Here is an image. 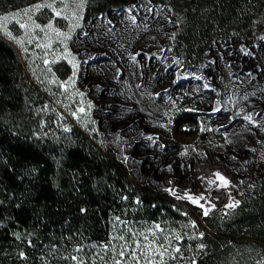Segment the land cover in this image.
I'll use <instances>...</instances> for the list:
<instances>
[{"label":"trees","instance_id":"16d2710c","mask_svg":"<svg viewBox=\"0 0 264 264\" xmlns=\"http://www.w3.org/2000/svg\"><path fill=\"white\" fill-rule=\"evenodd\" d=\"M31 1L0 0V13ZM137 1L88 0L84 17ZM150 1L171 8L174 48L189 63L212 40L264 34V0ZM54 70L65 80L72 67L62 62ZM62 93L0 38V264H145L146 255L149 264L264 262V179L233 209L203 215L187 200L136 183ZM174 127L208 139L199 113L177 110Z\"/></svg>","mask_w":264,"mask_h":264},{"label":"crops","instance_id":"0c3cea01","mask_svg":"<svg viewBox=\"0 0 264 264\" xmlns=\"http://www.w3.org/2000/svg\"><path fill=\"white\" fill-rule=\"evenodd\" d=\"M177 28L169 6L138 0L92 15L72 42L79 57L80 91L97 111L93 115L103 127L100 137L118 141L121 133L143 140L150 126L161 125L169 111L191 101L186 111L199 113L200 125L214 127L212 138L230 146L226 158L262 168L264 34L252 41L241 36L212 40L198 63H189L175 51ZM136 109L140 116L122 122L132 126L143 115L144 126L136 132L125 131L121 123L113 127L105 118Z\"/></svg>","mask_w":264,"mask_h":264},{"label":"rangeland","instance_id":"374dc122","mask_svg":"<svg viewBox=\"0 0 264 264\" xmlns=\"http://www.w3.org/2000/svg\"><path fill=\"white\" fill-rule=\"evenodd\" d=\"M50 3H54L55 7L64 13V16H55V13L48 7H43L39 10L33 8L34 5H47ZM81 3L83 7H80ZM87 3L88 0H63V3L61 0H32L2 12L0 13V38L11 43L16 48L20 58L25 63L26 69L31 71L38 80L55 90L57 87L61 89L65 106L72 111L74 117L88 125H93L102 136L103 131L101 130L103 127L96 124L97 119L93 115L97 111L94 110L93 112L89 108L87 93L84 94L80 91L79 72L77 69L79 57L72 46V42L78 38L80 31L85 29L87 21L90 20V18L85 19L84 17ZM64 4H67L68 7L65 8ZM25 10H28L27 13H25ZM73 12L77 14L79 19L71 15ZM49 21H52V28L46 27ZM21 23L26 24L27 27H20ZM35 24H39L41 27L37 28L34 26ZM60 33H65L67 36ZM73 59L76 64L75 69H72L67 79H61L54 70L55 65L62 62L70 64L69 60ZM45 60L48 61L47 64ZM70 65L72 66V64ZM73 71H75L74 76ZM70 77L71 82H69ZM189 102L183 105L184 108L169 111L161 125L150 126L149 135L143 140H136L133 135L131 139H127L126 137L131 135H121V133L117 135L118 138H121L117 139L118 141H109L105 137V140L102 138L101 140L112 150L117 159L126 165L130 177L136 183L148 186L177 201L187 200L188 203L198 207L202 214L205 215L207 195L210 193L211 198L214 189L211 191L213 186L208 183V177H205V175L199 176L200 170H210L207 167L204 168V166H209L214 170L215 165L222 163L225 171H227L226 174L233 172L230 180H235L236 183H228L226 186L228 189L231 188L233 190L235 200L238 202L241 194L249 185L263 180L264 172L261 171H264V166L262 168H254L244 164L246 165L244 167L237 164L233 158H226L224 154L227 149L226 153H229L231 148L228 144L224 145L220 139L219 141L218 138H212L216 136L213 126L208 127L204 123L203 125L201 124L202 128L199 131H208V139L204 142L198 136L200 133L193 135L179 133L172 124V120L174 122V114L177 110H186L193 106L191 101ZM81 108L84 111H80ZM50 112L49 117H52ZM136 114L140 116V110L136 109L125 116L123 114L115 117L106 115L105 118L109 125L114 127L121 123V127L131 133L133 130L136 132L138 128L144 126V116L142 115L139 123H134L132 126H125L126 124H122V122L127 121ZM203 127H207L206 130H203ZM242 160H245L244 162L248 160L254 162V159L241 158H239L238 162ZM179 189V192H183L182 190L184 189H190L195 194L194 197L199 198L200 203H192L188 198L191 194H185L184 196L175 194V191ZM227 195L228 197L222 200L214 210H230L234 208L227 207V205L233 203L230 193ZM200 205H203V207ZM208 210L207 214L214 211Z\"/></svg>","mask_w":264,"mask_h":264},{"label":"snow or ice","instance_id":"6c2138e0","mask_svg":"<svg viewBox=\"0 0 264 264\" xmlns=\"http://www.w3.org/2000/svg\"><path fill=\"white\" fill-rule=\"evenodd\" d=\"M61 2L63 3V0H61ZM43 7H48V8H50V9L55 13V16H57V17H59V16H64V13H63L61 10H58V9L55 7V4H54V3H50V4H47V5H45V4H38V5H34V6H33V8L36 9V10H39L40 8H43ZM64 7L66 8V7H68V5H67V4H64ZM80 7H83V4H82V3L80 4ZM27 11H28V10H25V13H27ZM71 15H72V16H76L77 19H79V17L77 16V14H76L75 12H73ZM65 18H70V17H65ZM29 19H31V17H29ZM34 26L37 27V28L41 27V25H39V24H35ZM20 27L24 28V27H27V25L24 24V23H21V24H20ZM46 27H48V28H52V21H49V24H48ZM54 30H55V29H54ZM56 31H59V30H56ZM60 34H61V35H65V36H67V34H65V33H60ZM9 35H11V33H9ZM45 63L47 64L48 61L45 60ZM69 63L72 64L73 69H75L76 64H75V62H74V59H73V60H69ZM74 75H75V71H73V76H74ZM69 82H71V77L69 78ZM80 111H84V109L81 108ZM216 176L219 177V179H221L222 181H224V184H225V185H227L228 183H230V182L227 181L223 176H221L219 173H216ZM188 198H189V199L192 201V203H194V204H199V203H200V200H199V198H197V197L189 196ZM238 203H239L238 201H234L233 203H230L229 205H227V207H229V208L235 207L236 204H238ZM200 206L203 207V205H200ZM204 214L207 215V209L204 210ZM117 219H119V218H117ZM192 224L194 225V224H195V221H192ZM200 235L202 236L203 233H200ZM180 238H181V237H179V236L177 237V239H180ZM119 239L123 240L124 238H123V237H119ZM104 247L107 248L108 245H104ZM199 247H200V248H203L204 245L201 244V245H199ZM158 248H159V246H158ZM158 248H157V250H158ZM164 254H165V253H164L163 251L159 252V255H160L161 257H163ZM23 255H24V253H21V256H23ZM119 255H120V256H124V255H125L124 251L121 250L120 253H119ZM129 255L132 256L133 260H137V259H138L137 254H136L135 252H130ZM73 259H76V258L73 257ZM116 264H121V262L117 261ZM145 264H149V260H148V258H147V255H146V257H145ZM151 264H155L154 258H153V260L151 261ZM262 264H264V262H262Z\"/></svg>","mask_w":264,"mask_h":264},{"label":"bare ground","instance_id":"6f19581e","mask_svg":"<svg viewBox=\"0 0 264 264\" xmlns=\"http://www.w3.org/2000/svg\"><path fill=\"white\" fill-rule=\"evenodd\" d=\"M205 167H207V169L209 168L211 171L210 170H206V171L200 170V172H199L200 173V175H199L200 177H201V175H205V177H208V176H210L211 173H213L215 171H220L221 168H224L222 163H219V164L215 165V167H214L215 169L214 170L211 169L209 166H204V168ZM230 173H233V172H230ZM212 186H213V188L211 189V191H213V189H214V191L212 192L213 195L211 194V198H210V193H209V195H207L208 196L207 198L205 196V198H206V209L212 208L215 205V202L217 200L226 199L228 197V195H227L228 193H230V196H231V193H233V190L231 188L228 189L227 187H224V186H217L216 187V183H215V185L213 184ZM215 187H216V189H215ZM182 191L185 194H190L191 193L190 190H182ZM222 200H221V202H222ZM231 201H233V202L235 201V197L234 196L231 197Z\"/></svg>","mask_w":264,"mask_h":264},{"label":"water","instance_id":"95a60500","mask_svg":"<svg viewBox=\"0 0 264 264\" xmlns=\"http://www.w3.org/2000/svg\"><path fill=\"white\" fill-rule=\"evenodd\" d=\"M216 173H219L221 176H223L227 181H229L231 184H235L236 183V181L235 180H230L231 179V177L233 176V173H230L229 172V174H226L227 173V171H225L224 170V168H221V170L220 171H215V172H213V173H211L210 174V176H208V183L211 185H215V183H216V187L217 186H224V187H227L225 184H224V181H222L221 179H219V177H217L216 176ZM216 187H215V189H216ZM205 190H206V188H204ZM184 190H190V189H184ZM180 191V189L179 190H176L175 191V194H180L181 196H184L185 195V193L184 192H179ZM191 194V196H195V194L194 193H190ZM199 194V193H198ZM197 194V195H198ZM213 195V194H212ZM234 196V194L233 193H231V197H233ZM221 200L222 199H219V200H217L216 202H215V205L212 207V208H209V210L208 211H211V210H214L219 204H220V202H221ZM236 201V200H235Z\"/></svg>","mask_w":264,"mask_h":264}]
</instances>
